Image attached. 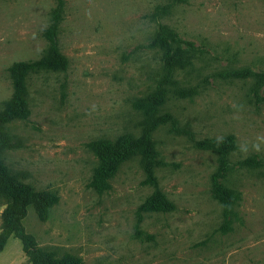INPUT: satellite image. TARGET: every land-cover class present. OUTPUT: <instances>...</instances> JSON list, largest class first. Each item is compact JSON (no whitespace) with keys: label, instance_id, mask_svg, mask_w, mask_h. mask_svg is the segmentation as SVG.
<instances>
[{"label":"rangeland","instance_id":"obj_1","mask_svg":"<svg viewBox=\"0 0 264 264\" xmlns=\"http://www.w3.org/2000/svg\"><path fill=\"white\" fill-rule=\"evenodd\" d=\"M167 3L63 0L55 41L66 70L30 74L28 114L4 123L5 165L58 198L45 220L31 205L18 219L46 264H264V0H187L154 18ZM47 24L0 38V107L12 95L8 67L43 56ZM161 40L188 53L172 90L196 94L168 101L142 148L136 106L161 79ZM228 136L226 159L200 146ZM106 147L127 158L94 179ZM147 167L164 211L144 210ZM6 208L0 200V264H35L4 226Z\"/></svg>","mask_w":264,"mask_h":264},{"label":"trees","instance_id":"obj_2","mask_svg":"<svg viewBox=\"0 0 264 264\" xmlns=\"http://www.w3.org/2000/svg\"><path fill=\"white\" fill-rule=\"evenodd\" d=\"M54 6L51 9L50 19L47 27L43 30V35L49 41L43 56L36 61L15 62L8 67V73L11 79L12 95L10 99L0 107V200L7 202V208L4 213L5 227L11 226L15 235L23 243L26 250H30V254L34 256L35 264H46L47 260L43 256L40 249L34 248L33 239L23 233V230L18 222L20 216L23 215L26 206H33L36 214L42 220L47 217V211L50 207L57 203V196L52 192L36 191L31 185L24 184L22 178L14 173L5 165L4 153H6L7 145H5L4 123L10 122L17 118H22L28 114V93L26 89V79L30 74H38L40 72H63L66 70V59L60 54L55 36L57 26L62 20V3L63 0H53ZM166 5H159L155 8L152 16L154 18L169 13L172 6L177 4H185L187 0H167ZM161 51V74L160 81L155 88L146 97V100L139 102L136 106L139 112L145 113V117L141 123L143 137L137 142L139 147L152 148L148 141L147 133L153 128L155 114L167 104L171 99L188 98L194 93H187L182 89L173 91L175 85L173 77L176 73L185 69L189 61L186 60L188 53L177 45H169L166 41L161 40L159 46L153 45ZM261 78V79H260ZM259 79L262 81L264 76ZM153 122V123H152ZM207 143H210L207 145ZM212 143V144H211ZM203 148L216 151L226 159L227 156L235 149L234 139L231 136L221 139L207 140L200 143ZM105 150L110 152L107 158L103 159V166L96 169L93 175L94 179L104 178L109 175L110 171L115 168V165L127 158V152H118L117 149L106 147ZM110 150V151H109ZM104 154V153H102ZM161 164V163H160ZM245 166L257 164L255 159L247 158L242 162ZM223 172L218 173V177H223ZM147 180L153 188L152 194L149 196L145 211L160 212L165 210L166 199L159 189L158 182L152 172L147 167ZM214 198L220 202L224 211L229 208V195L220 185L217 180H214Z\"/></svg>","mask_w":264,"mask_h":264},{"label":"crops","instance_id":"obj_3","mask_svg":"<svg viewBox=\"0 0 264 264\" xmlns=\"http://www.w3.org/2000/svg\"><path fill=\"white\" fill-rule=\"evenodd\" d=\"M52 0H0V38L49 22Z\"/></svg>","mask_w":264,"mask_h":264},{"label":"clouds","instance_id":"obj_4","mask_svg":"<svg viewBox=\"0 0 264 264\" xmlns=\"http://www.w3.org/2000/svg\"><path fill=\"white\" fill-rule=\"evenodd\" d=\"M253 148H254V150L255 151H257V152H259L260 151V147H259V145L258 144H256V145H253ZM245 152L247 151V150H244Z\"/></svg>","mask_w":264,"mask_h":264}]
</instances>
